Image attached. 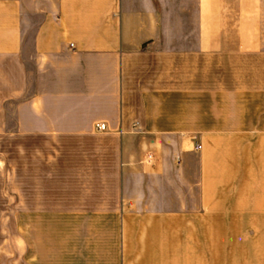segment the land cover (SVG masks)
<instances>
[{
	"label": "crops",
	"instance_id": "crops-1",
	"mask_svg": "<svg viewBox=\"0 0 264 264\" xmlns=\"http://www.w3.org/2000/svg\"><path fill=\"white\" fill-rule=\"evenodd\" d=\"M250 137L264 0H0V264H177Z\"/></svg>",
	"mask_w": 264,
	"mask_h": 264
},
{
	"label": "rangeland",
	"instance_id": "rangeland-1",
	"mask_svg": "<svg viewBox=\"0 0 264 264\" xmlns=\"http://www.w3.org/2000/svg\"><path fill=\"white\" fill-rule=\"evenodd\" d=\"M244 140L225 146L235 156L230 170L218 161L211 171L221 185L209 208L188 212L194 223L181 234L187 248H178L177 264H264V138ZM7 203L0 201V212Z\"/></svg>",
	"mask_w": 264,
	"mask_h": 264
},
{
	"label": "built area",
	"instance_id": "built-area-1",
	"mask_svg": "<svg viewBox=\"0 0 264 264\" xmlns=\"http://www.w3.org/2000/svg\"><path fill=\"white\" fill-rule=\"evenodd\" d=\"M71 47H73V46L71 45ZM105 129H106V125L105 124H98L97 125V130L98 131H105ZM195 148H196V150H199L200 149V143L199 142H196L195 143ZM148 161L149 162L152 161V157L151 156L148 157Z\"/></svg>",
	"mask_w": 264,
	"mask_h": 264
}]
</instances>
